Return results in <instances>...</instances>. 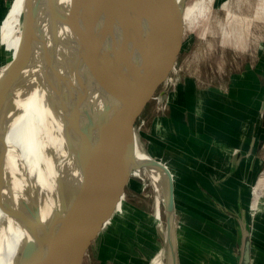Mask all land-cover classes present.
I'll return each mask as SVG.
<instances>
[{"label":"water","instance_id":"95a60500","mask_svg":"<svg viewBox=\"0 0 264 264\" xmlns=\"http://www.w3.org/2000/svg\"><path fill=\"white\" fill-rule=\"evenodd\" d=\"M61 1L25 0L20 46L16 53L5 49L6 64L0 68H6L0 79V208L19 220L32 236L21 249L16 264H85L102 235L115 228L118 206L123 200L125 206L128 190L137 179H144L143 176L152 180L150 167L158 168L165 176L161 186L166 198V264H180L177 218L181 201L174 176L159 161L139 159L137 147L142 152L139 143L146 134L149 111L165 94V88L178 68L184 45L187 0H137L141 7L138 20L117 0H65L90 27L122 33L133 56V65L127 63L123 75L110 67L105 53L100 52L95 57L103 86L110 85L116 94L121 90L130 98L128 105L126 101L117 103L115 115L124 125V133L117 151L108 153L103 178L92 166L79 129L82 106L75 103L72 90L65 91L57 84L52 63L47 59L48 39L42 24L50 20L53 23L51 31L56 30L54 21ZM33 72H38L37 78L47 92V105L57 128L62 129V142L66 148L63 154V145L47 147L56 177L52 191L63 202L57 212L75 215V225L72 222L71 229L58 232L56 238L48 223L42 220L38 205L29 206L23 202L22 209H17L12 197L7 198L5 193L11 194L6 161L13 149L7 141L15 120L13 99L26 76ZM16 156L22 165L23 155L17 151ZM22 167L25 171L24 165ZM226 213L235 219L238 227L240 223L242 247L238 264H252V239L246 220L230 210ZM76 239L77 246L74 245Z\"/></svg>","mask_w":264,"mask_h":264},{"label":"rangeland","instance_id":"374dc122","mask_svg":"<svg viewBox=\"0 0 264 264\" xmlns=\"http://www.w3.org/2000/svg\"><path fill=\"white\" fill-rule=\"evenodd\" d=\"M10 5L11 0H0V9L3 13L8 11ZM19 13L22 15V10ZM16 22L19 23L18 35L8 44V48L13 53H16L22 40L20 39L21 20L17 19ZM184 26V45L178 68L165 88V94L151 107L145 127L147 136H144L139 145L145 154V161L150 158L165 164L172 174L175 171L181 182L185 183L190 179V163H188L190 159L178 157L176 149L179 140L173 132L171 123L176 95L184 87L182 85L194 82L197 91L194 102L198 104L199 109H203L202 104L207 97H211L212 102L216 101L218 104V96L228 91L232 81L239 77V114L246 115L249 112L247 101L252 95L250 92L256 91L257 93L253 94L254 98H257L259 104L262 102L264 99V0H187ZM6 60L5 49L0 47V68L6 64ZM248 70L255 71L252 80L260 82V88L258 86L252 90L250 89L252 86L244 87L243 81L247 80L244 77L242 81L241 78ZM245 88L250 91L247 93ZM210 92L214 96H210ZM262 138L264 140V135ZM137 156L139 158L138 150ZM259 162V168L255 170L254 182L250 187L249 202L247 201L249 206L259 205L256 211L250 210L256 229L264 226V158L260 156ZM150 169L148 171L151 173ZM152 173V180L149 176H143L144 179H137V183L128 190L124 210L120 204L118 206L119 218L115 222V228L102 235L90 251L85 264L167 263L165 203L160 206L162 219L155 222L154 228L149 222L145 225L142 223L144 217H156V209L159 205L156 196L164 195L162 186L161 192L157 190L160 189L158 180L161 185L165 176L161 172L159 177L155 172ZM186 185L182 184L183 207L177 218L181 264H231L229 258L231 249L226 247L232 242V230L235 225L232 219L220 210L221 203L225 204L226 201L205 198L199 190L200 188L205 191L203 184L198 185L199 188L195 184H189L190 187L192 185L190 189H193V194L190 193L189 185ZM258 188H262V192L255 193L254 190ZM214 193L216 196H226L219 188L214 190ZM127 207L131 211L126 209ZM109 225L110 223L105 228L108 229ZM254 264H264V249L254 250Z\"/></svg>","mask_w":264,"mask_h":264},{"label":"bare ground","instance_id":"6f19581e","mask_svg":"<svg viewBox=\"0 0 264 264\" xmlns=\"http://www.w3.org/2000/svg\"><path fill=\"white\" fill-rule=\"evenodd\" d=\"M117 1L137 20L140 18L141 7L137 0ZM51 23L50 20H45L42 24L43 33L45 32L48 39L47 59L52 63V72L57 84L65 91L72 90L75 103L82 106L83 111L78 118L79 129L92 166L103 178L108 153L117 151L124 133V125L115 115L117 103L126 101L128 105L130 98L121 90L116 94L110 85H107V88L103 86L99 75L100 68L95 62V57H98L100 52L105 53L110 61V67L116 70L117 74L123 75L126 72L127 63L133 65L132 52L122 33L90 27L69 8L65 0L59 3L57 20L54 21L56 30L51 31L53 24ZM46 29H48L47 32ZM5 70L6 68L0 69V79ZM36 74L38 72L26 76L13 99L15 120L7 137L13 149L9 151L6 161L11 194L7 191L5 193L7 198L12 197L17 209H22L23 202L29 206L38 205L42 220L48 223L56 238L58 232L63 233L71 229L72 222L75 225V215L57 212L63 202L52 191L56 177L48 158L47 147L63 145V133L53 121L51 110L47 105V92ZM137 150L139 158L145 161L144 152H141L138 147ZM17 151L23 155L22 165L16 156ZM65 152L66 148L63 145L62 153ZM148 159L147 162L152 160ZM23 165L25 171L22 170ZM150 171L151 175L155 172L159 177L158 168H151ZM158 188L160 189L157 191L161 192L159 180ZM261 190L262 188H258L254 192L258 193ZM162 196L159 194L156 196L159 201L156 217L142 218L143 225L149 222L154 228L155 222L162 219L160 206L166 201L165 196ZM120 205L124 210V201ZM258 208V204L256 207L252 206L253 211ZM126 209L131 211L129 207ZM62 220L66 221L62 222ZM31 239L32 236L20 221L8 216L0 208V264H16L21 249ZM74 245H78V239Z\"/></svg>","mask_w":264,"mask_h":264},{"label":"crops","instance_id":"0c3cea01","mask_svg":"<svg viewBox=\"0 0 264 264\" xmlns=\"http://www.w3.org/2000/svg\"><path fill=\"white\" fill-rule=\"evenodd\" d=\"M24 2L25 0H11L7 12L3 13V10L0 9V18H2L0 21L2 22L0 26L1 49L10 50L9 42L15 40L18 35L19 23L16 20L22 18L19 11L22 10L23 14ZM20 39H22V29ZM249 73L251 74L249 75ZM253 73L255 71L248 70L241 79L243 81L245 77L247 80L243 81L244 87L252 86L250 89L255 90L258 86L260 88L261 83L252 80ZM238 79L239 77L234 82L232 81L228 91L218 96V104L216 101L213 103L211 97H207L208 101L204 98L203 109H199L198 104L194 102L195 93H197L195 83L188 82L186 85H182L184 87L179 90L175 104H173L174 113L171 115V123L173 132L179 140L177 149L175 148L178 157L190 159L188 162L190 163V179L184 183L181 182V178L175 171L173 174L176 191L181 201V210L183 207L182 184H195L197 187L203 184L205 191L198 188L205 198L226 201L225 204L221 203L220 210L231 218L235 225L232 230V242L226 247V249H231L229 253L231 264H238L240 261L242 236L240 223L238 227L235 219L228 215L226 210H230L246 220L251 232L252 264H254V250L264 249V226H259L256 229L253 224L254 221L250 213L252 206L248 204V195L254 182L253 179H255V170L259 168V158L260 156L264 158V140L262 138L264 135V99L259 104L253 95L257 92H250L252 95L247 101L250 114L249 112L246 114L247 116L239 114ZM247 88L245 89L248 93L250 90ZM211 92L210 96H214ZM240 93L242 95V92ZM241 100L243 101V99ZM186 138L189 139L186 140ZM190 188L192 185L191 187L189 185ZM218 188L226 196H216L214 190H218ZM192 190L190 189V193L193 194ZM194 194L196 193L194 192ZM188 258H190L189 252Z\"/></svg>","mask_w":264,"mask_h":264}]
</instances>
